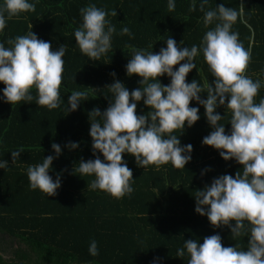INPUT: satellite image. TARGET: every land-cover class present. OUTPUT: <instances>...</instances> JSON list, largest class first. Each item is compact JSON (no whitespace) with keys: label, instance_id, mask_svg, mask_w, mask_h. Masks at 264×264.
<instances>
[{"label":"trees","instance_id":"trees-1","mask_svg":"<svg viewBox=\"0 0 264 264\" xmlns=\"http://www.w3.org/2000/svg\"><path fill=\"white\" fill-rule=\"evenodd\" d=\"M88 4L109 12L115 9L117 13L107 17L117 30L112 38L114 50L99 61L83 55L73 35L82 22L79 9ZM189 4L190 0H176L175 11L169 12L167 0H38L34 12L8 20L0 41L25 35L31 27L38 39L50 42L51 50L65 44L67 51L63 57L60 108L38 106L35 89L32 102L11 105L0 100V160L8 161V168L0 169V264H187V253L184 258L176 257L184 240L203 243L204 237L217 233L222 246L247 249V236L233 240L228 226L213 227L206 216L194 211L197 190L220 175L234 177L243 171L234 159L226 161L218 150L201 143L212 128L203 106L196 101H190V106L199 107L200 119L191 127L185 125L183 133L175 132L182 146L192 145L191 160L184 169L170 163L144 169L136 165L133 156L124 153L123 159L132 169L134 191L121 199L101 190H89L87 184L95 177H81L74 172L81 160L96 156L103 160L98 151L93 155L89 130L91 111L98 108L102 113L109 106L112 94L107 87L116 80L130 92L140 87L141 77L126 74L131 48L158 53L166 47L168 37L179 47L200 44L208 30L203 24L204 13L199 11V0L194 12H189ZM220 4L242 10L232 31L239 33L240 41L251 52L245 74L264 82V0H209L205 8L215 9ZM124 26L129 27L132 38L119 35ZM214 26L215 22L209 27ZM194 62L198 73L192 69L186 82L197 79L202 86L206 80L211 83L214 78L203 55ZM158 79L162 85L170 82L166 75ZM3 87L0 83V89ZM74 90L85 92L87 100L80 102L75 111L66 112L68 97ZM206 95L200 93L202 99ZM262 97L264 87L255 102ZM147 111L143 99L137 102L138 115ZM216 111L224 115L219 123L225 124L227 134L231 111L225 106H218ZM69 142L79 146L70 149ZM53 143L60 145L61 154L54 158L49 175L53 180L59 175L61 187L55 196L46 197L40 190L29 188L27 167L41 163L48 155L55 156ZM17 149L23 152L13 163L10 152ZM93 239L99 249L96 257L88 253Z\"/></svg>","mask_w":264,"mask_h":264},{"label":"clouds","instance_id":"clouds-1","mask_svg":"<svg viewBox=\"0 0 264 264\" xmlns=\"http://www.w3.org/2000/svg\"><path fill=\"white\" fill-rule=\"evenodd\" d=\"M37 2L0 0V35L8 20L21 13L34 12ZM208 3L209 0H199V11L204 13L203 24L208 28L199 45L179 47L176 40L168 37L166 47L160 48L158 53L131 48L126 74L141 77L140 87L130 92L119 80L107 87L112 94L109 106L102 113L98 108L91 111L93 119L89 130L93 155L98 151L103 160L99 156L81 160L74 172L81 177H95L87 184L89 190H101L121 199L134 191L132 169L123 159L124 153L133 156L136 165L144 169L169 163L184 169L191 160L192 145L182 146L175 132L183 133L185 125L191 127L200 119L199 107L190 106V101H196L203 106L212 128L201 143L218 150L226 161L234 159L242 165L243 171L236 172L234 177L220 175L197 190L194 211L206 216L213 227L228 226L233 240L247 236L248 243L246 250L235 245L222 246L217 233L204 237L203 243L197 239L184 240L183 247L176 250V257L184 258L187 253V264H264V97L255 102L264 82L245 74L251 52L240 41L239 33L232 31L242 10L224 4L206 10ZM167 8L169 12L175 11L176 0H167ZM188 10H197V0H190ZM79 12L82 22L74 30L75 43L89 60L99 61L114 50L112 38L117 30L107 17L116 16V10L109 12L88 4ZM214 22L215 26L210 28ZM119 35L133 37L127 26L120 29ZM150 47L152 49L153 45ZM66 51L65 44L51 50L50 42L38 39L31 27L25 35L0 41V83L4 85L0 89V100L11 105L32 102L35 89L38 106H46L49 110L60 108ZM201 54L214 78L211 83L206 80L203 86L197 79L186 82L192 69L198 73L194 61ZM175 65L179 66L174 69ZM164 75L170 77L168 85H162L158 79ZM70 93L66 112L75 111L80 102L87 100L83 91ZM200 93H206V98L202 99ZM142 99L149 111L138 115L137 102ZM218 106L231 111L228 121L231 127L227 134L225 124L219 123L224 115L216 111ZM78 146L77 142L67 145L70 149ZM51 147L55 156L48 155L41 163L27 167L29 188L40 190L46 197L55 196L61 187L59 175L55 180L49 175L54 158L61 154V147L56 143ZM21 152L22 149L10 152L13 163ZM7 168L8 161L0 160V169ZM88 253L92 257L99 255L95 239L90 241Z\"/></svg>","mask_w":264,"mask_h":264}]
</instances>
